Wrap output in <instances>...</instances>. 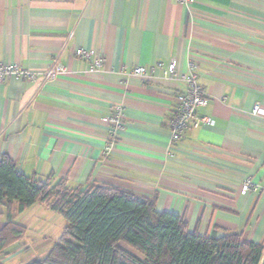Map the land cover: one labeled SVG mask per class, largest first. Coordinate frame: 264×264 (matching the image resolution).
<instances>
[{
    "label": "crops",
    "instance_id": "1",
    "mask_svg": "<svg viewBox=\"0 0 264 264\" xmlns=\"http://www.w3.org/2000/svg\"><path fill=\"white\" fill-rule=\"evenodd\" d=\"M78 47L100 54L102 66L90 72ZM172 60L179 74L197 73L208 96L198 113L211 121L177 143L168 121L185 81L162 70L146 80L129 74ZM54 61L66 70L51 80L0 82V157L43 181L153 199L199 234L237 231L264 245V191L242 189L246 178L264 184V112L252 113L257 103L264 110V0H0V62L41 71ZM116 103L124 129L105 156L104 117ZM11 208L27 230L0 264H30L42 257L31 218L54 210ZM5 223L0 204V229Z\"/></svg>",
    "mask_w": 264,
    "mask_h": 264
},
{
    "label": "trees",
    "instance_id": "2",
    "mask_svg": "<svg viewBox=\"0 0 264 264\" xmlns=\"http://www.w3.org/2000/svg\"><path fill=\"white\" fill-rule=\"evenodd\" d=\"M14 201L19 211L44 203L66 219L51 249L30 264H264L263 243L240 232L199 234L184 217L157 211L153 199L116 187L43 181L7 154L0 157V204L6 207L0 253L27 230L13 220Z\"/></svg>",
    "mask_w": 264,
    "mask_h": 264
},
{
    "label": "built area",
    "instance_id": "3",
    "mask_svg": "<svg viewBox=\"0 0 264 264\" xmlns=\"http://www.w3.org/2000/svg\"><path fill=\"white\" fill-rule=\"evenodd\" d=\"M181 4H190L197 2L198 0H177ZM77 57L90 61L89 71H95L104 63V58L100 54H95L92 50L78 47L75 50ZM192 69L193 64H190ZM65 66L63 64L54 61V63L46 69L41 71L33 69H24L15 63L0 62V82L5 81L8 77L19 76L21 78L34 79L41 74L45 80H51L58 74L65 72ZM162 70L163 77L165 78H179L185 81L187 90L185 92L177 93L176 105L173 114L170 116L168 125L172 142H179L184 135L185 130L189 126L198 127L201 124L211 122L210 119L204 115L198 113V109L207 105L208 96L203 88L198 84L197 73L190 71L185 74H179L177 71L176 61L172 60L167 65L162 62H156L151 68L145 66L136 65L130 71L129 74H133L141 77L143 80L153 76L156 71ZM264 110L260 104H255L253 107V114H261ZM125 117L124 107L121 103L114 104L110 114L104 117V121L108 124L109 129L107 133V141L104 146V155L110 154L115 145L118 142L119 132L124 129L123 119ZM243 192L249 191H264V184H258L251 179L246 178L243 182ZM264 262V259H263Z\"/></svg>",
    "mask_w": 264,
    "mask_h": 264
},
{
    "label": "rangeland",
    "instance_id": "4",
    "mask_svg": "<svg viewBox=\"0 0 264 264\" xmlns=\"http://www.w3.org/2000/svg\"><path fill=\"white\" fill-rule=\"evenodd\" d=\"M42 219L31 218L29 233L37 237L38 247L35 248L42 257L51 249L56 239L62 233L66 219L59 212L53 211Z\"/></svg>",
    "mask_w": 264,
    "mask_h": 264
}]
</instances>
